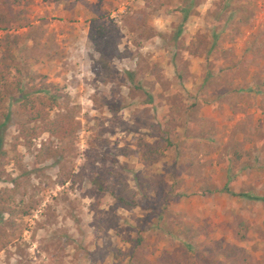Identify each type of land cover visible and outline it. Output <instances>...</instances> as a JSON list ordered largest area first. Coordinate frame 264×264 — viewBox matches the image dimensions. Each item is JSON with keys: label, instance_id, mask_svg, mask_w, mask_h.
Instances as JSON below:
<instances>
[{"label": "rangeland", "instance_id": "374dc122", "mask_svg": "<svg viewBox=\"0 0 264 264\" xmlns=\"http://www.w3.org/2000/svg\"><path fill=\"white\" fill-rule=\"evenodd\" d=\"M24 8L43 34L22 40L28 26L0 29V39L18 36L24 89L58 95L79 127L67 144L47 133L27 143L12 96L0 191L16 179L30 210L22 234L0 247V264H127L113 250L132 249L137 237L151 261L209 264L200 253L232 244L247 264H264V202L227 191L264 197V0H31ZM97 16L116 57L101 56L87 36ZM242 62L245 72L221 80ZM164 130L173 147L142 162L135 138L156 143ZM47 147L54 157L44 158ZM99 176H121L137 205L97 190Z\"/></svg>", "mask_w": 264, "mask_h": 264}, {"label": "trees", "instance_id": "16d2710c", "mask_svg": "<svg viewBox=\"0 0 264 264\" xmlns=\"http://www.w3.org/2000/svg\"><path fill=\"white\" fill-rule=\"evenodd\" d=\"M30 4L31 0H11L10 3L7 0H0V29L8 31L10 29H21L28 26L27 31L21 36L22 40H36L37 36H41L43 34L42 28L36 29L34 26H30V21L27 16L29 10L24 8V6H29ZM180 11L183 14V21H185L189 16V11L187 9ZM87 36L94 48L100 52L101 56H108L110 58L117 56L118 51L113 42L110 30L105 26L99 16L91 18ZM17 39L18 36L7 32L0 39L3 48L0 57V157L6 155V151L3 149L4 131L10 118L9 103L12 102V96L15 93H19L18 97L20 99L18 114L23 116L26 121L23 131L25 132L27 143H31L32 138L47 133L49 137L67 144L73 141L79 127V122L69 112L58 95L49 93L45 88H39L40 90L32 92L24 89L21 68L14 62L16 48L18 47ZM246 66L247 64L242 62L234 72L226 70L221 80L225 81L226 75L230 77L238 76L245 72ZM40 91L43 92L40 93ZM105 103L108 104V102ZM56 109H63L64 111H55L52 115L51 111ZM134 141L141 151L139 159L147 164L154 163L160 155L173 147V141L168 130L161 132L160 140L156 143H148L140 138H135ZM46 150L47 154H45L44 158L54 157L57 153L56 150L48 147ZM120 154L128 155L129 150L122 147L120 148ZM3 174L4 169L0 168V179ZM10 182L13 184L12 187H5L0 191V247L22 234L23 224L21 220L30 210L28 204L23 199H17V180L11 178ZM140 183L144 184L145 187L149 186L148 181ZM97 190L109 193L115 199L116 203L126 209H132L137 205L134 197L130 195L132 190L121 176H114L112 181L106 176H99ZM227 191L235 196L247 197L264 202V197L252 196L242 192H231L228 189ZM158 200L159 205H162V200L160 198ZM239 228L243 229L244 223H241ZM165 232L170 233L168 228H165ZM193 233V236L197 235L198 230L194 229ZM237 238L239 241H243L245 235L238 233ZM133 242V248L128 251H123L121 248L113 250V258L115 261L118 263L126 262L127 264H171L166 257L156 261L145 258L142 250L146 247V242L143 237H137ZM185 246L188 248L189 244L186 243ZM213 248L216 249L215 247ZM240 251L241 249L239 247L227 244L220 251H215L211 254H206L205 252L200 253L199 260L201 261L203 258L209 264H213L220 262L219 257L224 256L229 258L230 264H247L249 262L247 256L244 253L240 254ZM178 257L186 259V255L184 254H180ZM193 260L194 258L190 257L188 262L191 263ZM222 263L225 264L224 262Z\"/></svg>", "mask_w": 264, "mask_h": 264}]
</instances>
